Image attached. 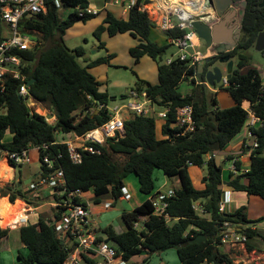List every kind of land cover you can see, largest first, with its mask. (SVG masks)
Instances as JSON below:
<instances>
[{
    "label": "trees",
    "instance_id": "16d2710c",
    "mask_svg": "<svg viewBox=\"0 0 264 264\" xmlns=\"http://www.w3.org/2000/svg\"><path fill=\"white\" fill-rule=\"evenodd\" d=\"M260 2L248 0L237 46L208 57L209 61L205 63L208 69L221 55L238 57V65L229 79L230 86L226 88L235 101V105L229 108L219 107L217 92L197 82L194 75L198 72V66L179 56L174 57L171 63L162 60L172 43L159 45L150 38L156 24L139 9V3L130 8L125 16L115 11L116 5L105 7L103 23L97 26L94 35L103 47H106L102 38L105 32L109 36L128 33L137 40L130 48L131 55L136 62L145 55L154 59L158 65V81L151 83L139 78L134 88L140 92L146 91L158 106L169 107V117L162 122L154 114L129 117L125 120L123 135L109 136L103 145H98L101 153L86 154L82 163L75 164L69 157L66 143L61 141L72 134L81 135L93 130L109 119L107 81L94 70L111 64L115 54L109 53L94 60L85 59L86 65L81 64L78 59L85 56V48H69L65 43V33L78 21L87 22L99 15L100 10L97 14L80 16L78 8L90 6L89 0H62L60 7L49 0L46 13L26 20L28 28L39 32L38 40L34 47L20 54L29 79L35 78L30 85V93L55 112L57 121L52 125L40 114L31 115L24 99L18 94L19 82L10 80L6 91L0 93V160L3 151L38 147L42 161L45 152L42 146L50 144L52 153H62L60 162L69 189L93 192L97 202L106 194L118 200L123 194L124 180L131 173L138 176L140 191L151 194L155 190L154 170L161 169L167 177H178L180 182L179 188H173L175 194L167 209L172 216L171 223L153 214L150 199L132 210H125L122 213L126 226L124 231L116 233L110 228L104 229L123 248L119 252L130 261L143 251L150 256L176 248L181 264H235L233 258L219 248V226L229 222L243 228L249 237L247 247L251 249L254 247L253 240L261 232L252 230L249 225L264 221V216L257 220L249 219L245 205L233 211L219 210L225 179L222 166L216 162V154L224 150L245 126L248 112L243 107L244 103H249L257 115L264 116V80L261 72L254 67L241 71L249 65V56L245 51L255 46L259 33L264 30V7L259 6ZM64 9L73 10L65 16ZM2 29L0 24V40L3 38ZM184 32L176 29L165 34L167 37L180 36ZM189 77H192L191 91L184 94L178 90V86ZM186 104L194 107L197 129L192 133L179 134L181 129L176 125V109ZM255 132L259 145L250 148L248 171H240L243 162L239 159L236 161L239 172L230 173L226 184L233 190L245 191L264 200V127ZM115 154L125 156V161H115ZM228 158L233 159V156ZM191 165L207 166L203 189L195 187L189 172ZM47 173L42 161L40 175ZM15 185L1 183L0 196L9 195L14 201L22 195L20 187L16 188ZM197 201L210 217L200 215L195 210L193 204ZM60 215L61 210H57L53 218L41 215L37 223L20 227L21 241L28 248L27 255L19 254L24 264H64L69 251L52 224L53 219ZM142 216L147 218L142 220ZM140 219L142 229L134 228V222ZM9 231V228L0 226V239L8 236ZM191 234L194 237L204 234L207 239L192 243L190 241L194 237ZM102 240L99 234L97 241ZM82 261L98 264L95 258L87 255L82 257Z\"/></svg>",
    "mask_w": 264,
    "mask_h": 264
},
{
    "label": "built area",
    "instance_id": "2783aa9c",
    "mask_svg": "<svg viewBox=\"0 0 264 264\" xmlns=\"http://www.w3.org/2000/svg\"><path fill=\"white\" fill-rule=\"evenodd\" d=\"M49 0H0V24H2V36L0 40V93L6 91L8 82L12 79L19 82L18 94L24 99L26 106L30 110V114L34 113L44 116L49 124H55L57 116L55 112L46 104L37 100L30 93V85H28L29 77L25 72V64L20 54L34 47L37 43L39 33L37 30L28 28L26 20L37 15L46 13ZM56 6L62 5V0H50ZM139 3V9L148 14L164 33L172 30L180 29L185 32L180 36H169L168 41L178 48V55L182 60H189L194 66H198L206 58L214 55L215 51L209 47L205 52L196 49L195 41L199 38L198 34L192 25L193 19L199 18L204 21L216 22L220 16L211 7L209 0H106L105 5H119L124 10H129ZM99 10L87 6L78 8V14L85 16L87 14H97ZM174 57L168 58L166 63H171ZM197 82L204 83L211 91L214 90L207 80L200 82L197 78V73L194 75ZM227 77V71L222 74L220 83L222 88L230 86ZM264 86V81H263ZM264 90V87H263ZM130 101L124 105L109 108L110 117L102 125L90 130L84 134H72L69 138L62 140L66 143L68 154L71 161L75 164L83 162L86 154H99L102 150L98 145H103L109 136L124 134L125 120L129 117L123 113L132 111L134 115L154 114L162 120L169 117V107L158 106L152 98L148 96L146 91H138L132 88L129 91ZM246 104V105H245ZM104 106V105H102ZM107 106V105H106ZM108 107V106H107ZM244 109L248 112L246 122L247 136L253 138V147L259 145L255 130L264 127V116L257 115L256 111L249 103L243 104ZM158 108V109H156ZM176 125L181 129L179 134H188L196 131L197 120L194 116V107L192 104H186L176 109ZM244 142L243 146L245 147ZM50 144H44V154L42 157L43 164L47 167L48 173L38 178L33 179L28 188L30 190H40L43 187H50L56 198V211L61 210V215L55 217L52 221L57 236L63 241V244L69 251L64 264H80L84 255L93 257L94 255L102 258V264H129V260L123 257L119 249L105 240L97 241L98 231L93 225V214L90 205L85 201V193L81 189H69L64 170L61 166L60 159L62 153H52L49 149ZM32 147L23 149L22 151H7L6 158L14 165L29 163L31 157L29 151ZM38 150L40 148L36 147ZM210 157V155H209ZM238 157L233 158L231 170L238 173L236 161ZM241 172L248 171V167L240 170ZM126 198L131 195L127 188H122ZM175 194V190L170 188L166 191H157L151 195V203L153 206V214L163 217L168 222L172 221V216L167 209L170 204V199ZM7 197V196H6ZM9 202H13L8 197ZM231 195L229 190H224L223 196L219 204L220 211H227L231 203ZM15 201V200H14ZM106 208L112 206L111 201L104 203ZM25 213L33 212L37 206L31 203H26ZM195 210L200 212V215L206 214V209L201 203L193 204ZM3 218L0 214V221ZM24 221L29 223L28 215L21 217L14 224ZM258 223H251L249 227L252 230L259 231L264 229ZM221 231L220 242L229 243L233 246L247 247L249 237L243 228L237 225H232L229 222H224L220 225ZM134 228L142 229V222L136 220ZM188 233H186L187 235ZM191 237H194L191 234Z\"/></svg>",
    "mask_w": 264,
    "mask_h": 264
},
{
    "label": "rangeland",
    "instance_id": "374dc122",
    "mask_svg": "<svg viewBox=\"0 0 264 264\" xmlns=\"http://www.w3.org/2000/svg\"><path fill=\"white\" fill-rule=\"evenodd\" d=\"M95 1L96 2L93 4L95 5L97 4L98 7L102 6L101 2H103V0H95ZM72 10L73 9H64L63 14L66 16ZM102 23H103L102 14H99L91 18L87 22H83L82 20L78 21L72 27L68 28L67 32L65 33L64 39L66 45L71 49L77 46H83L85 48L86 51L85 56L80 57L78 59L80 63L83 65H86L87 63L85 59L94 60L101 56H107L109 55V53L115 54V57L112 58L111 64L102 65L94 70L98 74L103 76L107 81L105 88H107V91L110 96L107 106L108 108L112 109L115 106L124 105L130 101L129 91L135 87V84L139 78L145 79L151 83H156L158 81V65L157 62L148 55L143 56L139 62L135 61V58L130 53V48L137 43V40L128 33L109 36L105 32L103 33L102 38L106 42V47L101 46L100 40L97 39L96 36L94 35V30L97 28L98 25ZM150 38L161 45L169 43L166 34L158 26L152 29ZM199 40H201L200 44L198 43ZM195 44H196V49L202 50L203 52L207 50V45L205 41H203L202 39L198 38L195 41ZM214 49L216 53L217 50L216 48ZM245 53L249 56V65L242 68L241 71L245 72L250 67L257 68L261 72L262 78L264 80V51H259L254 46L246 50ZM177 55H178V48H176L174 45H171L168 51L163 54L162 60L166 62L168 58L176 57ZM233 60H234V68H236L238 65V57L233 58ZM216 65H218L222 69V71L225 72V68H226L225 63H217ZM191 81H192V77H189L188 79L182 81L178 86V90L184 94L189 93L191 91ZM213 88H214L213 92H217L219 107L229 108L235 105V101L231 96L229 90H227L226 88H222V83L220 82L216 83L213 86ZM123 113H125V115L128 117L134 116V114L130 110L129 111L123 110ZM67 138H69V136ZM253 140H254L253 138H249L247 136V127L245 125L242 131L239 134H237V136L228 144V146L219 153L220 154L240 153L241 155L244 156L243 159L244 161H246L247 165H250V156H248L247 154L250 150L247 149V146L253 147ZM244 142L246 143L245 147L243 146ZM238 145L241 146L238 147ZM29 155L31 157V161L29 163L16 164L14 166V169H9L11 168L10 166L12 164L6 158L7 157L6 152L3 151L0 160V170H2L3 172L2 171L0 172V176L4 175L5 177L4 179H0V184L6 183V178L9 177L10 171L12 174H14L13 178L16 180V182L19 181L24 182L25 179L32 177L37 173H40L42 168V161L40 160L39 150L36 147H32L29 151ZM262 155L264 156V147H263ZM113 158L118 163H123L126 159L125 156L120 154H115ZM232 162L233 161L231 158L224 160L223 162L224 170H227L232 164ZM191 171L196 181L198 180V178L195 175V173L200 172L202 176H206L208 173V169L206 165L202 167L197 166V168H192ZM158 173L165 178V174L161 169H155L154 177L156 181H157L156 177ZM127 179L130 182L131 181L133 182L135 188L138 187L139 189V181L135 173L129 174L127 176ZM164 185H165L163 186L164 190H168L170 188H179L180 182L178 177H168V180H166V183ZM27 187L28 185L23 184L20 187V189L26 190ZM139 193H141L140 190ZM86 195L87 197L94 196L93 192H89ZM2 196L9 197V195H2ZM111 197H112L111 195L106 194L100 198V202L110 200L112 203L111 207L113 208L110 207L111 209L102 213L101 215H93V222H94L93 225H95L96 227L97 225L98 227H103L105 223H108L113 225L119 232H122L126 229V226L122 220V213L125 210L132 208L133 205L130 207L127 206L125 202H123V200H119L120 198L117 200V202H114L112 201V199H110ZM1 198L2 197H0V199ZM254 212L255 214H259V205H256ZM198 213L200 214L199 211ZM50 217L51 218L53 217L52 213L50 214ZM250 217L251 220L259 219V217H253V215H250ZM2 219L3 218H1L0 226L10 229L9 227L10 224L3 225L2 223L4 222H2ZM258 225L260 227L263 226L262 222H258ZM11 235L12 236H11L10 244L11 246L14 245V247H17L18 245H15L17 241L15 240V238L16 235H18L17 230H11ZM166 255H169V258L166 257L169 260L167 264H181L176 248H170L165 251L155 252L151 255L150 259L147 262L143 261V255L141 254L135 255L130 259V264H163L161 258ZM2 258L3 257L0 252V264H9L10 261L9 254H5L4 258L3 259ZM95 259L97 260V257ZM20 264H24V263L20 262ZM81 264H87V263L85 261H82ZM165 264H166V260H165Z\"/></svg>",
    "mask_w": 264,
    "mask_h": 264
},
{
    "label": "crops",
    "instance_id": "0c3cea01",
    "mask_svg": "<svg viewBox=\"0 0 264 264\" xmlns=\"http://www.w3.org/2000/svg\"><path fill=\"white\" fill-rule=\"evenodd\" d=\"M89 1H90V6L91 7L95 6L93 8H95L97 10H100V14L103 15V19H104L105 15H106V12H104L105 11L104 8L108 6V5H105L106 0H103V2H101L102 3L101 7H98L97 4L96 5L93 4V3L96 2L95 0H89ZM110 5H113V4H110ZM114 7L116 8L115 11L117 13L123 15V16H125L126 13L128 12V10H124V8L119 6V5H116ZM218 19H220V17L217 18L216 21H218ZM200 41L201 40H199V42H198L199 44H200ZM159 45H161V44H159ZM207 48H209V47L207 46ZM99 76L103 77L100 74H99ZM160 121L162 122V119H160ZM240 146L241 145H238V147H240ZM247 154H248V156H250V152H248ZM230 156H233V158L236 156L240 160H243V162H244L243 163V167L244 168L249 166V165H247L246 161H244V159H243L244 156L241 155L240 153H235V154L234 153H230V154L217 153L216 154V158H218V162L222 166V168H223L224 160L228 159V157H230ZM232 161H233V159H232ZM232 164H233V162H232ZM232 164L230 165V167L227 170H224V168H223V174H222L223 178L225 179V184H224L223 189L224 190H229L231 198H232L231 203L229 204L227 210L228 211H233L236 208L245 205V206H247L248 218L249 219L251 218L250 215H253V217H259V218L264 216V200L260 196L249 195L245 191H236V190H233L232 188L227 186L226 181L229 178L230 173H234L231 170ZM14 166L15 165L12 164L10 166L12 168H10V169H14ZM192 168H197V166L191 165L189 167V172H190V175H191V178L193 180V183H194L195 187L198 188V189H203L205 187V182H204L205 176H202L200 172L195 173V175L198 178V180L196 181L194 176H193V173L191 171ZM1 171L2 170H0V172ZM154 173H155V170H154ZM13 175L14 174H12L11 171H10L9 177L6 178V183L7 182L15 183V184L18 183L13 178ZM35 175H38L36 177V178H38L40 176V173H37ZM4 177L5 176H0V179H4ZM137 178H138V176H137ZM156 179H157V181L155 180V190L151 194H145L143 192L139 193L140 188L139 189H138V187L135 188L134 185H133V182L132 181L130 182L127 179V177H126L125 180H124V185H125L124 187L127 188V190L130 193L131 197L128 199V198L125 197L124 194H122V196L120 197L119 200H123V202H125V204L127 206H129V207L133 205L132 208L128 209V210H132L136 206H138L141 203H143L144 201L150 199L151 195L153 193H155L157 191H166V190L163 189V186H165L164 184L166 183V180H168V177L165 175V178H164L158 173ZM15 187H16V185H15ZM16 188H18V187H16ZM86 194L87 193H85V195H84V199L90 205V208L92 209V214L93 215H101L102 213H104V212L108 211L109 209L113 208V207L106 208L104 206V203L107 202V201H110V200L103 201V202H99V201L97 202L95 200L94 196L87 197ZM108 195H110V194H108ZM3 198L4 197H2L1 199H3ZM17 199H18V201L15 202L14 204H16L15 208L17 209L15 211L20 213L19 217H18V220L21 217H24L25 215H28L29 223L33 224V223H37L38 222V220H39L41 215H44L46 217H50V214L52 213V215L54 217V214H55V211H56V208H57L56 207V198H55L54 191L50 187H43L40 190H30L27 187L26 190H22V195L20 194L15 199V201ZM110 199H112V201H114V202H117V200H115L113 198V196ZM126 202H128V203H126ZM26 203L34 204L35 206H37V209H35L33 212L25 213L24 211L26 209V207H25ZM197 203H200V201H197ZM19 205H21V206L19 207ZM256 205H259V214H255V212H254ZM9 206H7V208H9ZM49 212H50V214H49ZM206 214L207 215H205V216H207V217L209 216L210 217V215L208 213H206ZM146 218H147V216H142L141 217L142 220H145ZM4 220H10V219H9V217L6 216ZM16 221H17V218H16ZM102 223H104V222H102ZM93 224H94V222H93ZM23 225H26V223L24 221H21L20 223H17L16 226H10V231H9L8 236L0 239V252H1V255L4 258L5 254H9V257H10L9 264H20V262H22V261L19 259V254L20 253H22L24 255L28 254V248L23 244L22 241H19V240H21V238H20V227L23 226ZM94 227L96 228V230L98 231V234H100V235L104 232V229H106V228H110L111 230L115 231L116 233H120L113 225L108 224V223H105L103 225V227H98V225H97V227L94 225ZM2 228H4V227H2ZM11 230H17V234L18 235H16V238H15V240H17L15 245H18L17 247H14L13 244H12L13 246H11V244H10V240H11V236H12L11 235ZM259 231L261 232V234L253 240L254 247L251 248V249H248V247L233 246V245H231L229 243L220 244L219 248H220V250L222 252L228 253L233 258L235 264H241V263L242 264H264V229H261ZM141 255H143V261L144 262H147L150 259V257H151V255L147 256V254H141ZM96 257H97L96 261L98 262V264H102V258L100 256H97V255L93 256V258H96ZM166 257L169 258V255L163 256L161 258V260L163 261V264H165V260H166V264L169 262V260ZM129 264H130V261H129Z\"/></svg>",
    "mask_w": 264,
    "mask_h": 264
},
{
    "label": "water",
    "instance_id": "95a60500",
    "mask_svg": "<svg viewBox=\"0 0 264 264\" xmlns=\"http://www.w3.org/2000/svg\"><path fill=\"white\" fill-rule=\"evenodd\" d=\"M209 3L220 16V19L216 22H209L196 18L193 19L192 25L194 26L199 39L205 41L208 47L216 48V53H225L230 49H233L236 45V41L241 38V22L246 12L248 0H209ZM238 5H241L240 13L234 8V6ZM259 6L264 7V0H261ZM255 48L259 51H264V30L259 33L255 42ZM208 61L209 59L206 58L199 65L197 78L200 82L205 79L211 86H214L221 81L223 71L218 65H213L207 69L205 63ZM217 62L226 64L227 77L230 78L234 70L233 58L229 54H226L221 56ZM34 81L35 78L29 79L28 85H32ZM216 162L219 164L218 158H216ZM37 176L38 175H34L25 179L24 182H18L16 187H20L22 184L28 185ZM101 236L106 242L116 246L121 252L123 251V248L120 247L118 242L113 239L108 232H103ZM206 239L207 238L204 234H199L191 239L190 242L201 243ZM61 242L63 243V241ZM141 254H147V251H143Z\"/></svg>",
    "mask_w": 264,
    "mask_h": 264
},
{
    "label": "bare ground",
    "instance_id": "6f19581e",
    "mask_svg": "<svg viewBox=\"0 0 264 264\" xmlns=\"http://www.w3.org/2000/svg\"><path fill=\"white\" fill-rule=\"evenodd\" d=\"M4 167V166H3ZM12 168V167H11ZM10 169V168H9ZM5 171V170H4ZM8 172H9V170H8ZM10 173V172H9ZM4 176V175H3ZM0 197H4L3 199H0V214H2V216H3V219H2V222H4V223H2L3 225H8V224H14V222L16 221V218H17V221H18V217H19V214H18V212L17 211H15V210H17L16 208H15V206H16V204H14L15 202H17V200L16 201H14V202H9V200H8V197L6 198L5 196H0ZM5 199V200H4ZM10 205V206H9ZM22 205V204H21ZM21 205H19V207L21 206ZM7 206H9V208H7ZM12 215V216H11ZM14 215V216H13ZM9 217V219L10 220H4L5 219V217ZM24 216V215H23ZM16 221V222H17ZM6 223V224H5Z\"/></svg>",
    "mask_w": 264,
    "mask_h": 264
},
{
    "label": "flooded vegetation",
    "instance_id": "af4514ba",
    "mask_svg": "<svg viewBox=\"0 0 264 264\" xmlns=\"http://www.w3.org/2000/svg\"><path fill=\"white\" fill-rule=\"evenodd\" d=\"M259 4H260V3H259ZM247 5H248V4H247ZM234 8L237 9V11L240 13L241 5L234 6ZM232 12H233V11H232ZM241 35H242V34H241ZM238 42H239V40L236 41V45H235V47L237 46ZM235 47H234V48H235ZM234 48H233V49H234ZM212 49L214 50V48H212ZM230 50H232V49H230ZM218 54H219V53H215L214 55H218ZM224 55H226V54H224ZM224 55H221V56H224ZM212 56H213V55H212ZM221 56H220V57H221ZM220 57H219V58H220ZM219 58H218V59H219ZM217 61H218V60H217ZM217 61L215 62L214 65H216V64L218 63Z\"/></svg>",
    "mask_w": 264,
    "mask_h": 264
}]
</instances>
